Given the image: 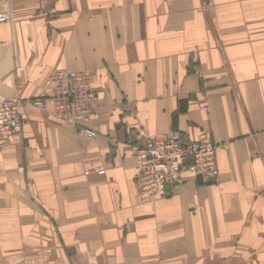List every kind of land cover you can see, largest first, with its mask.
Here are the masks:
<instances>
[{
	"label": "crops",
	"instance_id": "crops-1",
	"mask_svg": "<svg viewBox=\"0 0 264 264\" xmlns=\"http://www.w3.org/2000/svg\"><path fill=\"white\" fill-rule=\"evenodd\" d=\"M2 12L0 97L47 96L55 70H91L98 104L76 125L25 105L0 151V264H264V0H0ZM175 130L210 131L218 175L183 173L140 199L137 147Z\"/></svg>",
	"mask_w": 264,
	"mask_h": 264
},
{
	"label": "built area",
	"instance_id": "built-area-1",
	"mask_svg": "<svg viewBox=\"0 0 264 264\" xmlns=\"http://www.w3.org/2000/svg\"><path fill=\"white\" fill-rule=\"evenodd\" d=\"M11 21L9 12L0 13V24ZM93 71L55 70L49 79L47 96L28 99L18 86L10 98L0 97V151L22 124L26 104L42 111H50L63 121L75 125L84 122L97 109L98 93L93 87ZM201 108L207 104L201 102ZM83 136L95 138L97 132L80 128ZM217 146L208 130L201 131L196 139H186L180 131H172L163 138H149L137 147L134 157L138 169L136 184L140 199H152L164 195L168 189L182 181L183 173L200 175L209 181L218 175ZM93 172L105 175L100 166L88 167L86 175Z\"/></svg>",
	"mask_w": 264,
	"mask_h": 264
},
{
	"label": "bare ground",
	"instance_id": "bare-ground-1",
	"mask_svg": "<svg viewBox=\"0 0 264 264\" xmlns=\"http://www.w3.org/2000/svg\"><path fill=\"white\" fill-rule=\"evenodd\" d=\"M152 138V137H151ZM149 139V138H148ZM147 140V139H146ZM146 142V141H145ZM144 145V144H143ZM185 173H188V172H185Z\"/></svg>",
	"mask_w": 264,
	"mask_h": 264
}]
</instances>
